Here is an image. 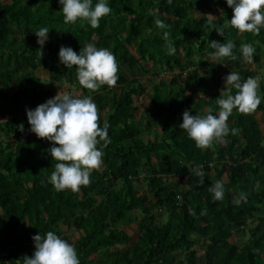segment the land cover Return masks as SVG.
<instances>
[{"label": "trees", "instance_id": "obj_1", "mask_svg": "<svg viewBox=\"0 0 264 264\" xmlns=\"http://www.w3.org/2000/svg\"><path fill=\"white\" fill-rule=\"evenodd\" d=\"M109 5L111 13L93 29L79 21L65 24L59 0H0V264H23L35 251L32 237L48 231L75 246L80 264H264L259 119L264 123V100L251 114L234 109L228 123L237 134L230 132L224 143L207 150L179 128L186 110L193 115L206 114L208 107L218 111L216 99L231 71L242 81L256 78L257 68L262 71L264 28L258 35L232 28L226 0H109ZM156 18L168 25L173 55L166 52ZM42 27L49 30L43 55L33 33ZM216 27L224 28V37ZM212 40L234 41L238 57L240 45L250 43L253 59L211 63L214 50L207 42ZM89 43L114 54L116 86L90 92L79 84L75 67L59 63L61 46L79 54ZM123 67L137 77L130 79ZM42 69L50 82L91 95L99 126H107L111 142L103 148L102 166L77 193L57 191L47 182L56 163L52 143L30 131L26 109L57 95L42 83ZM151 74L158 83L146 78ZM259 85L264 97V83ZM147 96L150 105L142 103ZM158 126L162 133L146 139ZM26 133L24 143L11 141ZM193 168L203 170V183ZM217 180L225 185L221 201L209 191ZM241 193L247 200L234 203ZM240 234L249 237L234 241Z\"/></svg>", "mask_w": 264, "mask_h": 264}, {"label": "clouds", "instance_id": "obj_2", "mask_svg": "<svg viewBox=\"0 0 264 264\" xmlns=\"http://www.w3.org/2000/svg\"><path fill=\"white\" fill-rule=\"evenodd\" d=\"M167 2L171 3V0ZM226 3L233 10V16L228 21L232 28L240 33L256 35L264 28V0H226ZM59 4L62 6L60 12L65 24H76L79 21L82 27L86 24L93 29L98 28L100 20L112 10L109 0H96L95 3L94 0H59ZM154 24L163 32L167 54H175L176 48L174 41L170 39L168 25L159 18L154 20ZM214 31L224 37L223 27H216ZM33 33L43 55L44 45L49 40V30L42 27ZM207 43L214 50L209 53L208 61L211 63L224 59L236 61L238 58L251 62L255 53V48L250 43L240 45L241 57L234 54V41L221 43L219 40H212ZM59 63L67 69L75 67L79 84L90 92H97L105 85L112 88L119 79L114 54L107 48H97L93 43L85 45L79 54L71 47L61 46ZM224 85L225 88L216 99L218 111L214 113L213 108L208 107L206 114L193 115L187 110L182 114L179 128L201 150L209 149L214 143H224V138L230 132L232 135L237 134V130L230 128L228 123L234 109L241 114H251L264 100L258 94L260 85L255 78L249 77L242 81L238 72L231 71L224 77ZM226 89L229 91H225ZM231 89L236 90L235 95L230 94ZM26 114L30 131L38 138H46L52 143L49 152L56 163L47 182L57 191L70 190L73 193L79 192L81 186L89 185L92 171L102 166L103 148L111 142L107 126L101 128L98 124V109L91 95L79 96L60 91L35 109H26ZM20 130H24L23 125ZM189 170L200 177L203 183L202 169ZM209 191L215 201L223 200L224 181H215ZM241 200H247L246 194L241 193L240 199L234 203L239 204ZM32 239L35 251L31 257L23 258V264H80L75 246L55 232L37 234Z\"/></svg>", "mask_w": 264, "mask_h": 264}, {"label": "rangeland", "instance_id": "obj_3", "mask_svg": "<svg viewBox=\"0 0 264 264\" xmlns=\"http://www.w3.org/2000/svg\"><path fill=\"white\" fill-rule=\"evenodd\" d=\"M4 1L7 2L8 0H4ZM208 14L213 16V15H215V11L213 10L211 13L209 12ZM123 70H125V73L127 74V76H129L130 79H134V78L137 77V73H136V75L134 73H131L126 67H123ZM257 70H258L259 73H258V75L256 76L255 79L258 80V83L259 84L264 83V67L262 68V71L259 68H257ZM38 75L43 78V82L42 83L45 85V87L46 88H50V87L54 88L56 90V94H58L60 91L61 92H67V93H76V92H74V90L71 91L68 88L67 84H65L63 82H60V83L50 82L48 80L49 79V73L45 69H42V70L38 71ZM154 75H156V74L147 75L146 78H149L151 81L154 79V82L155 83H158L159 82V79H156V77ZM161 75L163 76V73ZM140 78H142V76ZM152 91L153 90L151 88H148V92H151L152 93ZM143 102H147L149 105L151 104L150 103V99H149L148 96L147 97H144L142 99V103ZM139 105H140V103H138V106ZM151 108H152V105H151ZM142 111H143V109L140 108L138 115H140V113H142ZM259 119L262 122V125L264 126V123H263L262 119L261 118H259ZM156 133L157 134H161L162 133V128L159 127V126L156 127V128H154L150 133H147L145 135V138L146 139L154 138V136H155ZM167 219H168L167 215H164V217H163L164 222H166ZM136 228H137V226H136L135 223L129 226V229L131 231L136 230ZM248 237H249V235L247 237H245V236L243 237V234H240V235H237L236 237H234L233 240L234 241H237L238 240L239 242L240 241L241 242H244V241H246V239Z\"/></svg>", "mask_w": 264, "mask_h": 264}, {"label": "built area", "instance_id": "obj_4", "mask_svg": "<svg viewBox=\"0 0 264 264\" xmlns=\"http://www.w3.org/2000/svg\"><path fill=\"white\" fill-rule=\"evenodd\" d=\"M27 136H28V133H26L25 135H23V136H20V137H13V139H11V141L12 140H19L21 143H24L25 141H26V139H27ZM188 179V177H186L185 178V180H187ZM179 198V197H178Z\"/></svg>", "mask_w": 264, "mask_h": 264}]
</instances>
